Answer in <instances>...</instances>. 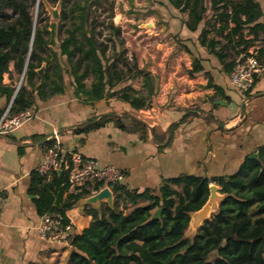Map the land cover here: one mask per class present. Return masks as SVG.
<instances>
[{
  "label": "trees",
  "instance_id": "16d2710c",
  "mask_svg": "<svg viewBox=\"0 0 264 264\" xmlns=\"http://www.w3.org/2000/svg\"><path fill=\"white\" fill-rule=\"evenodd\" d=\"M43 1L0 0V98L4 99L0 115L6 107L12 114L31 108L36 100L61 94L66 82L94 101L112 94L107 85L131 73L130 64L135 69L132 79L142 71L136 55L129 59L125 49H119L123 39L121 28L112 22L113 0H45L49 5L59 2V17L53 20L42 15ZM166 2L186 13L184 24L191 31L201 21L210 28L211 19L217 22L215 33L223 34L225 42L208 38V29L202 28L199 43L216 56L223 71L229 73L235 57L253 45H258L254 49L258 59H264V25L257 22L262 14L257 0ZM245 28L252 37H244ZM103 30L108 34L103 35ZM10 62L17 77L23 73L18 86L12 82ZM40 67L42 73L37 72ZM202 69L193 59L189 74ZM4 74L11 80L8 84L3 82ZM87 77L93 78L89 87L84 84ZM143 80H147L145 73ZM121 99L136 108L145 105L128 92L123 91ZM107 121L122 130L145 132L141 122H132L127 128L120 117L111 115L74 131L92 130ZM52 142L47 140L46 145ZM209 183L219 187L222 199L191 236H186L191 213L208 197ZM101 186L95 183L93 190ZM67 189L66 170L30 173L29 191L37 195V211L41 216L57 215L63 224L68 223L65 210L92 194L89 189H72L59 203L60 193ZM111 191L113 207L105 203L97 209L85 205L91 213L88 225L67 235L71 246L68 264H264V145L258 147L256 158L245 155L230 174H179L162 178L155 190L142 191L120 182L111 185ZM157 208L158 218L150 219Z\"/></svg>",
  "mask_w": 264,
  "mask_h": 264
},
{
  "label": "crops",
  "instance_id": "0c3cea01",
  "mask_svg": "<svg viewBox=\"0 0 264 264\" xmlns=\"http://www.w3.org/2000/svg\"><path fill=\"white\" fill-rule=\"evenodd\" d=\"M257 1L262 11L257 22L264 25V0ZM171 8L178 18L154 28H167L176 35L171 41L170 61L164 44L149 41L147 44L152 42L156 50L136 58L140 74L132 79L131 71L122 80H113L106 87L111 95L92 101L89 94L66 82L63 93L36 100L28 109L31 115L21 125L0 133V264H68L71 246L67 236L59 240L38 236L42 216L37 211V195L29 191L30 173L38 170L46 141L54 132L61 148L113 165L124 174L121 183L138 191L155 190L162 178L179 174H230L245 155L257 153L264 145V71L255 77L249 92L238 90L216 56L199 43L202 28L208 29V38L225 42L223 34L215 33L217 22L211 19L210 28L201 21L191 31L184 24L186 13ZM247 31L243 30L244 37H252ZM193 59L203 69L189 74ZM9 69L12 82H18L12 62ZM3 77L11 81L7 74ZM92 81V77L85 78V86ZM123 91L145 105L136 108L122 100ZM104 115L120 117L127 128L132 122H141L145 132L122 130L112 121L92 130L74 131ZM71 190L60 193L59 203ZM104 203L101 201L99 207ZM85 205L95 208L80 198L65 210L70 233H79L88 225L91 213Z\"/></svg>",
  "mask_w": 264,
  "mask_h": 264
},
{
  "label": "built area",
  "instance_id": "2783aa9c",
  "mask_svg": "<svg viewBox=\"0 0 264 264\" xmlns=\"http://www.w3.org/2000/svg\"><path fill=\"white\" fill-rule=\"evenodd\" d=\"M264 71V59L261 61L254 50L239 53L229 72V81L242 92L249 91L255 77ZM6 108L0 115V133H7L18 127L31 113L22 110L8 114ZM48 140L53 142L45 147L42 162L37 167L40 173L50 170H66L70 189H89L91 193L95 183H101L111 189V185L120 183L123 172L111 164H102L98 159L85 156L78 151H66L57 143V134L54 132ZM1 200V195H0ZM38 236L45 240H59L70 234V223L63 224L57 215L45 214L37 225Z\"/></svg>",
  "mask_w": 264,
  "mask_h": 264
},
{
  "label": "rangeland",
  "instance_id": "374dc122",
  "mask_svg": "<svg viewBox=\"0 0 264 264\" xmlns=\"http://www.w3.org/2000/svg\"><path fill=\"white\" fill-rule=\"evenodd\" d=\"M58 2L50 3L45 6L44 13L49 19L53 20L50 8H55ZM114 15L112 22L121 28L120 37L123 39V43L119 46V49H125V55L131 57L132 54L136 55L137 60L141 55L147 56V53L154 52L156 47L152 43L157 40L159 43L164 44V47L168 48L169 61L172 56L171 53V41L175 39V34L165 30L156 31L155 26L163 23H173L176 17V13L173 12L171 6L166 0H113ZM9 15L12 14L11 9L5 8ZM32 13L35 16L37 14V7H33ZM168 27V25H167ZM108 34L107 30H103V35ZM152 41L147 44V42ZM110 54V51L108 52ZM131 59V58H130ZM144 59V58H143ZM138 64V62H137ZM132 73L135 69L130 64ZM119 67H121L119 65ZM21 75L18 77V86ZM212 211L211 213H213ZM189 225L185 231L186 236H191L195 229L193 224V216H190Z\"/></svg>",
  "mask_w": 264,
  "mask_h": 264
},
{
  "label": "water",
  "instance_id": "95a60500",
  "mask_svg": "<svg viewBox=\"0 0 264 264\" xmlns=\"http://www.w3.org/2000/svg\"><path fill=\"white\" fill-rule=\"evenodd\" d=\"M45 6H49V4L44 0L43 1ZM50 12L52 13L53 19H58L59 17V2L55 5V8H50ZM38 73H42V67L37 69ZM23 74V73H22ZM22 74L20 81L22 79ZM19 81V83H20ZM3 82L8 84L9 81L3 77ZM33 92L34 90L31 89ZM16 92V90H15ZM14 92V93H15ZM79 96L81 97L82 94L80 93ZM88 98V97H86ZM12 100V99H11ZM10 100V102H11ZM249 158H256V153L249 154ZM209 194L206 201L203 205L196 211L192 212L191 215L193 216V224L195 229L202 223V221L209 217L212 211L217 209L219 201L222 199V194L219 192V187L214 183H209ZM83 203L85 204H92L97 209L99 208V203L104 201L109 207H113V194L111 190L107 187H101L96 192L92 193L91 195L81 198ZM160 208L155 209L151 215L150 219H156L159 216ZM191 219V218H190ZM190 222V221H189Z\"/></svg>",
  "mask_w": 264,
  "mask_h": 264
}]
</instances>
